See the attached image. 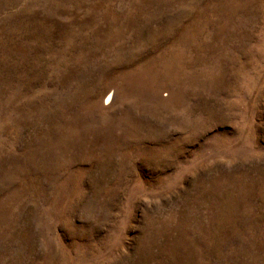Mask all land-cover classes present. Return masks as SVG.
I'll use <instances>...</instances> for the list:
<instances>
[{
    "label": "rangeland",
    "instance_id": "obj_1",
    "mask_svg": "<svg viewBox=\"0 0 264 264\" xmlns=\"http://www.w3.org/2000/svg\"><path fill=\"white\" fill-rule=\"evenodd\" d=\"M0 264H264V0H0Z\"/></svg>",
    "mask_w": 264,
    "mask_h": 264
}]
</instances>
